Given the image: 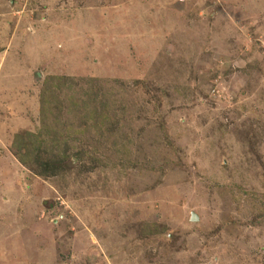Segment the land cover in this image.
Returning <instances> with one entry per match:
<instances>
[{
    "label": "rangeland",
    "instance_id": "374dc122",
    "mask_svg": "<svg viewBox=\"0 0 264 264\" xmlns=\"http://www.w3.org/2000/svg\"><path fill=\"white\" fill-rule=\"evenodd\" d=\"M0 264H264V0H0Z\"/></svg>",
    "mask_w": 264,
    "mask_h": 264
},
{
    "label": "trees",
    "instance_id": "16d2710c",
    "mask_svg": "<svg viewBox=\"0 0 264 264\" xmlns=\"http://www.w3.org/2000/svg\"><path fill=\"white\" fill-rule=\"evenodd\" d=\"M47 85H48V81L46 80L45 87H47ZM47 90L48 91L46 93L53 97V95L51 93H49L50 92L49 87H47ZM43 105H47L49 107V103L47 101L45 102V100H43ZM102 119L105 121L106 117L103 115ZM28 136L31 137L30 134L29 135L26 134V136L24 137V139L27 141L25 143L26 146L24 147L26 153H23V157L21 155L19 156L20 161L23 163H24V161H26L24 158L26 157L27 153H29L33 156H36L35 151H37L36 147L31 144V140H28ZM19 138H20V135L17 134V136H15V141L13 143V145L17 148V151L20 150L19 149L20 147H18L16 145L17 142H20V140H18ZM53 139L56 140L57 138H53ZM20 144H21V142H20ZM78 156H79L78 154H74V157L78 158ZM40 158H41L40 156L34 157V161L36 163V166H32L31 171H35L34 173H36L37 175L45 176V177L55 175V174L61 172L60 170H62V168H65L64 163L70 159V157H69V155H67V153H66V155L62 154V156L60 158H57L55 161H52V162H42V160Z\"/></svg>",
    "mask_w": 264,
    "mask_h": 264
},
{
    "label": "water",
    "instance_id": "95a60500",
    "mask_svg": "<svg viewBox=\"0 0 264 264\" xmlns=\"http://www.w3.org/2000/svg\"><path fill=\"white\" fill-rule=\"evenodd\" d=\"M196 217L194 214L191 215L190 221H195Z\"/></svg>",
    "mask_w": 264,
    "mask_h": 264
}]
</instances>
